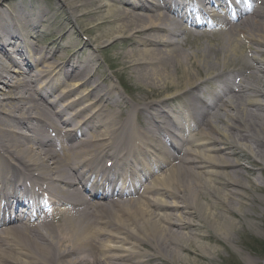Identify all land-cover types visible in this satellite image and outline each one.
Returning <instances> with one entry per match:
<instances>
[{"label":"bare ground","instance_id":"6f19581e","mask_svg":"<svg viewBox=\"0 0 264 264\" xmlns=\"http://www.w3.org/2000/svg\"><path fill=\"white\" fill-rule=\"evenodd\" d=\"M17 1L0 0V180L8 182L17 171L34 189H45L55 200L49 209L52 218H47L35 211L43 207L37 202L40 196L32 192L37 199L31 201L24 193L26 199L22 201L32 216L4 218L0 224V264H184L186 254L195 252L193 247L209 253L210 245H204L202 238L224 241L223 235H228L230 225H234L226 214L238 212L245 216L251 214L248 210L252 205L247 202L254 206L248 173L255 170L240 163L239 158L264 161V3L252 18L222 30L218 43L199 45L188 52L172 38L180 27L176 18L163 10L154 12L151 0H65L72 18L78 19L82 10L94 6L97 23L115 19L100 44L139 34L136 41L143 48L134 54V49L125 53L132 54L134 72L157 89L173 82L174 90H178L174 98L194 112L201 104L196 92L204 80L193 59L205 69L208 80L218 85L224 83L223 73H213L219 66L235 63L244 54L245 60L253 62L248 64V75L241 74L243 79L230 92L231 97L220 98L195 123L198 133L187 142L188 147L184 146L185 155L180 161L163 157L161 162L166 165L148 175L138 196L106 200L105 194H85L86 187L77 172L92 162L100 164L101 157L109 155L124 133L139 138L142 145L147 140L149 145L153 141L161 145L154 128L158 122H173L163 107L166 101L152 100L146 111L130 105L117 85L99 79L97 66L92 63L97 60L94 55H79L75 60L68 59L69 53L58 57L61 48L72 51L77 49L76 44H39L36 37L45 34L39 27L47 15L44 7L33 25L29 22L30 11ZM163 1L176 15L181 12L178 5L175 8ZM54 24L50 19L46 29ZM243 41L249 45L247 52L241 49ZM13 53L21 60L14 59ZM27 53H36V59ZM63 73L66 78H61ZM49 76L50 81H57L46 85L48 96L56 94L53 102L42 92L38 94L35 84ZM57 102L63 104L56 109ZM80 102L84 103L76 113L67 115V110ZM140 109L152 127L149 124L139 129L131 122ZM150 109H158L163 119H156ZM82 115L79 124L73 125ZM96 126L104 128L92 131ZM46 130L56 136L60 148H52L34 134ZM122 149L131 162L141 166L153 162L145 159L136 141L125 143ZM6 168L13 171L10 178L5 176ZM110 172L104 167L105 178ZM251 184L256 187L257 182L252 179ZM9 190L12 194L16 189ZM7 194V188H0V198L6 199ZM217 205L222 211H217ZM1 210L7 216L14 213L8 208ZM203 223L214 229L215 235L198 234L196 227ZM149 248L154 253H147L145 249Z\"/></svg>","mask_w":264,"mask_h":264},{"label":"rangeland","instance_id":"374dc122","mask_svg":"<svg viewBox=\"0 0 264 264\" xmlns=\"http://www.w3.org/2000/svg\"><path fill=\"white\" fill-rule=\"evenodd\" d=\"M30 1V0H28ZM38 4H44V6H48L51 8V13L49 15H53L55 17V24L52 30L56 31V34L53 33L55 31H48L45 33L44 44L56 42V44L61 42L73 41L76 39L77 42L80 44L79 48L89 46V41L91 43H96L99 51H103L96 53L98 57L101 68L99 70L100 78L109 79L106 83H114L115 77L111 75V73H115L121 81H124L125 84L134 92L138 93L141 98L147 99H163L168 94L169 91L175 89L174 83L168 82L164 88V90L160 87L159 89L154 88L152 84L146 83L143 77H138L137 74L133 70V66L131 63V53H135L138 48V44L135 42L137 40L133 36H126L122 39H115L113 43L108 45L99 44L103 39H105V31L109 25H113L115 23V19L108 20L102 19L101 23H97V11L95 10L94 6L87 8L86 10H82L83 12L79 15L78 19H72V15L68 10L67 4H65V0H35ZM70 31L72 33V39L67 36ZM221 35L215 36L213 39L212 37L204 38L203 36L201 39H195L193 42L190 41V38L187 40L186 43H190L192 48L186 47V49H196V46L203 45V46H210L211 43H218L216 39L220 38ZM134 49V50H133ZM87 50V53L91 51ZM133 50V52H131ZM131 52L130 55L125 54L126 52ZM191 51V50H190ZM66 52V51H65ZM102 57L106 59L107 62L102 60ZM245 60V58H243ZM195 60L193 59V64L197 65L198 71L202 72V68L198 67V63H194ZM239 62H236L238 64ZM245 63L241 61V64ZM235 64V65H236ZM182 73V71H180ZM184 76V75H183ZM184 78V77H182ZM182 78L180 80L182 81ZM160 94L156 95L155 92L161 90ZM153 91V93H150ZM159 96V97H157ZM135 101H133L134 103ZM243 163H246L250 167L255 165V168L263 165H258L253 163L252 160L249 159H241ZM252 161V162H251ZM248 177L251 184V180L254 179L257 182L256 187H253L251 184L252 190L249 191L251 196H254V206L253 203L248 201L247 203L252 205L250 210H248V215H241L240 213L236 214H226L227 217H230L234 225H230V231H228V235H223L226 239L217 240L215 239H201V242L205 245L209 246L208 250L209 253H201L200 251L196 250L195 247L192 249L195 252L188 253L186 256L188 257L184 264H264V171L263 169L256 168L255 172L251 174L248 173ZM255 188L257 191H254ZM208 200H212L210 197ZM248 204L244 209L248 208ZM220 206L217 205V211L219 210ZM244 211V210H243ZM252 214H255L253 216ZM225 215V216H226ZM221 218V219H220ZM219 220H224V218L220 217ZM196 231L198 234L201 235H208L214 234L215 230L209 227L207 224L203 223V225L198 228L196 227Z\"/></svg>","mask_w":264,"mask_h":264}]
</instances>
